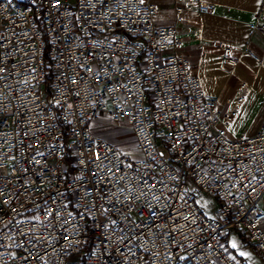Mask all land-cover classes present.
<instances>
[{
  "label": "built area",
  "instance_id": "built-area-1",
  "mask_svg": "<svg viewBox=\"0 0 264 264\" xmlns=\"http://www.w3.org/2000/svg\"><path fill=\"white\" fill-rule=\"evenodd\" d=\"M154 1L0 0V264H243L229 233L264 261V124L225 135L236 111L204 93ZM249 30L264 34V0ZM102 117L136 154L92 132Z\"/></svg>",
  "mask_w": 264,
  "mask_h": 264
},
{
  "label": "crops",
  "instance_id": "crops-1",
  "mask_svg": "<svg viewBox=\"0 0 264 264\" xmlns=\"http://www.w3.org/2000/svg\"><path fill=\"white\" fill-rule=\"evenodd\" d=\"M200 1L213 7L211 13L201 15L193 8L177 15L173 0H155L154 24L176 27L181 48L175 54L188 61L191 74L199 79L204 93L216 99L221 115L236 111L232 122L224 128L225 135L229 139L252 137L264 124V34L251 32L249 26L262 0ZM213 44L230 50V56L237 61L235 69L225 65L223 50ZM246 50L257 56L259 62L253 61ZM172 55L169 51L161 54L165 58ZM238 99L242 100L239 104ZM112 127L122 128L124 135L120 137L116 131L105 133L97 124L92 126V132L122 152L136 154L135 148L123 147V142L132 141L129 128L125 124Z\"/></svg>",
  "mask_w": 264,
  "mask_h": 264
},
{
  "label": "rangeland",
  "instance_id": "rangeland-1",
  "mask_svg": "<svg viewBox=\"0 0 264 264\" xmlns=\"http://www.w3.org/2000/svg\"><path fill=\"white\" fill-rule=\"evenodd\" d=\"M103 118V117H102ZM97 124L101 130H104L105 133H111V132H115L116 135H119L120 137H122L124 134L121 133L123 132L122 128H118L113 130V125L111 123H109V121H105L102 120L100 118V120L95 123ZM229 137V135H228ZM133 141V140H132ZM132 141H125L123 142V147H127V148H132L134 149V142ZM157 146L159 148V151L161 153V155L164 158H167V154L166 152L161 148V141H157ZM187 189L192 192L193 191V185L191 182H187L186 184ZM195 204L198 206L199 210L201 211V213L207 217L208 219H215L217 212H218V202L215 198L213 197H204V196H197L195 198ZM262 230L264 231V226L262 227ZM235 241L237 243V248H232L231 247V243ZM226 247L228 249L229 252L234 253L236 257H238V259L243 263V264H264V261L261 260L260 258H258L256 256V254L254 252H251L249 250H246V244L245 241L240 238L238 236V234L235 233H229L227 238H226ZM240 252H245L248 253V256H241ZM77 257H74L73 260H75Z\"/></svg>",
  "mask_w": 264,
  "mask_h": 264
},
{
  "label": "snow or ice",
  "instance_id": "snow-or-ice-1",
  "mask_svg": "<svg viewBox=\"0 0 264 264\" xmlns=\"http://www.w3.org/2000/svg\"><path fill=\"white\" fill-rule=\"evenodd\" d=\"M141 3H143V0H141ZM231 247H232V248H237V243H236L235 241H233V242L231 243ZM240 255H241V256H248V253L240 252ZM182 259H183V257H182Z\"/></svg>",
  "mask_w": 264,
  "mask_h": 264
}]
</instances>
